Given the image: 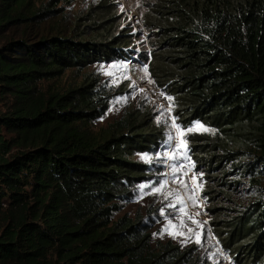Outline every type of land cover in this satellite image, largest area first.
<instances>
[{
	"label": "trees",
	"instance_id": "16d2710c",
	"mask_svg": "<svg viewBox=\"0 0 264 264\" xmlns=\"http://www.w3.org/2000/svg\"><path fill=\"white\" fill-rule=\"evenodd\" d=\"M39 1L0 0V264H201L191 249L152 248L144 221L116 218L150 169L134 155L165 147L151 117L93 134L108 104L98 79L85 74L64 93L41 88L111 60L145 64L174 98L181 127L202 121L219 135L191 146L196 167L221 187L218 175L230 171L252 198L220 241L235 262L264 264V0H164L156 22L144 23L158 40L137 58L131 30L111 33L115 15L89 18L90 39L30 40L19 27L69 0ZM219 194L227 199L228 189Z\"/></svg>",
	"mask_w": 264,
	"mask_h": 264
},
{
	"label": "rangeland",
	"instance_id": "374dc122",
	"mask_svg": "<svg viewBox=\"0 0 264 264\" xmlns=\"http://www.w3.org/2000/svg\"><path fill=\"white\" fill-rule=\"evenodd\" d=\"M47 1L40 0L36 6H44ZM163 5H165L164 0L62 1L55 7V10L59 11L56 15L45 14L44 17L47 18L36 19L27 26H20L19 32L26 33L30 40H33L38 32L75 39L78 38V34L83 33L81 38L90 39L94 29L88 21L89 18L100 19L115 15L111 33L118 34L126 28L131 30L133 35L131 47L135 49L134 58L142 52L149 56V52H152L151 43L157 42L158 39L154 36L150 37L144 23L156 22L155 12L161 10ZM45 9H51V7ZM145 68H147L145 64L133 67L130 61L123 60L96 62L81 72L67 70L60 79L42 83L41 88L48 93L52 91L64 93L80 84L85 74L98 79V88L100 93L107 97L108 104L104 114L89 124L90 132L93 134L121 119L145 115L151 117L153 123L163 132L165 147L155 154L134 155L133 159L136 162L147 165L150 169L144 174L147 178L134 188L133 200L121 207L116 218L126 215L132 219L144 221L149 228L152 248L171 243L182 249H191L198 256L201 264H241L231 258V254L227 252L220 240L228 234L226 231L229 230V222L241 216L252 200L248 193L243 191L246 189V181L234 177L229 169H225L229 166L223 162L221 168L229 173L223 177L220 173L218 176L227 185L216 186L218 181L214 182L208 178L211 175L205 172L203 167H196L191 146L205 142L196 141L199 137L215 138L219 135L206 122L197 121L188 128L202 125L208 131L194 130L186 133L183 137L186 147H182L180 133L176 132L174 127L165 126L161 122L164 119L161 112L170 107L171 111L165 114L168 124L171 125L172 118H175L176 125H179L181 129H188L181 127L176 118L175 100L169 93L160 90L153 82H149L151 78L148 72L147 74L144 72ZM167 96L172 97V100H167L165 98ZM169 132L174 135V141L169 142ZM217 153L218 156L224 154ZM169 156L174 158L169 159ZM248 160H256V158H248ZM257 161L259 165L262 163V160ZM174 169L178 170L174 171ZM180 181H183L187 187L182 186ZM161 185H163L162 188ZM157 188L161 190L157 192ZM222 189H228L227 199L219 194ZM212 196H217L220 201L212 199ZM170 203L175 204V208L167 207ZM219 208L222 209L218 210ZM193 220L198 221L199 226L193 223ZM169 221L176 228L165 231ZM181 221L184 227H180ZM171 231H179L183 235L173 236L170 234ZM221 231L226 233H220Z\"/></svg>",
	"mask_w": 264,
	"mask_h": 264
},
{
	"label": "snow or ice",
	"instance_id": "6c2138e0",
	"mask_svg": "<svg viewBox=\"0 0 264 264\" xmlns=\"http://www.w3.org/2000/svg\"><path fill=\"white\" fill-rule=\"evenodd\" d=\"M144 72L147 74V68L144 69ZM149 82L152 83L151 80H149ZM165 98H166L167 100H169V101L172 100V97H170V96H167V97H165ZM170 111H171V109H170V107H169V108H167V109H164V110L161 112V116L164 117V119H162L161 122L164 123L165 126H168V127H174L175 130H176V132L180 133L181 138H182V139H181L182 147H186V144H185V142H184V140H183V137L186 135V133H188V132H192V131H194V130L208 131V129H205L202 125H196L195 128L181 129L179 125H176V123H175V118H172V120H171V125H169V124H168L167 117L165 116V114L168 113V112H170ZM174 139H175L174 135H173L171 132H169V135H168V140H169V142L174 141ZM168 158H169V159H172V158H174V156H169ZM176 170H178V169H174V171H176ZM180 182H181L182 186L187 187V185L184 184L183 181H180ZM193 182H195V181H193ZM142 187H144V186H142ZM162 187H163V185H161V188H162ZM160 190H161L160 188H157V189H156L157 192H159ZM166 199H167V197H166ZM167 207L175 208V204H171V203H170L169 205H167ZM161 214H162V215L164 214V210H163V209L161 210ZM197 214H198V213H197ZM189 219H192V217H189ZM192 222H193V223H196V224L199 226V222H198V221L193 220ZM180 227H184L183 221H181ZM175 228H176V226L173 225L171 221H169V224H168L167 228L165 229V231H169V230H171V229H175ZM189 231H192V230L189 229ZM170 234H172L173 236H176V235H183V233H182V232H179V231H171ZM197 242H199V241H197Z\"/></svg>",
	"mask_w": 264,
	"mask_h": 264
},
{
	"label": "built area",
	"instance_id": "2783aa9c",
	"mask_svg": "<svg viewBox=\"0 0 264 264\" xmlns=\"http://www.w3.org/2000/svg\"><path fill=\"white\" fill-rule=\"evenodd\" d=\"M130 63H131V61H130Z\"/></svg>",
	"mask_w": 264,
	"mask_h": 264
}]
</instances>
